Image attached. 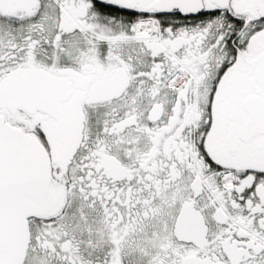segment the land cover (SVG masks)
<instances>
[{
    "label": "snow or ice",
    "instance_id": "obj_1",
    "mask_svg": "<svg viewBox=\"0 0 264 264\" xmlns=\"http://www.w3.org/2000/svg\"><path fill=\"white\" fill-rule=\"evenodd\" d=\"M0 264H264V0H0Z\"/></svg>",
    "mask_w": 264,
    "mask_h": 264
}]
</instances>
